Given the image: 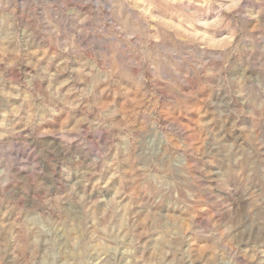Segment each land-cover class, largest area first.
Returning a JSON list of instances; mask_svg holds the SVG:
<instances>
[{
  "label": "rangeland",
  "instance_id": "rangeland-1",
  "mask_svg": "<svg viewBox=\"0 0 264 264\" xmlns=\"http://www.w3.org/2000/svg\"><path fill=\"white\" fill-rule=\"evenodd\" d=\"M0 264H264V0H0Z\"/></svg>",
  "mask_w": 264,
  "mask_h": 264
}]
</instances>
